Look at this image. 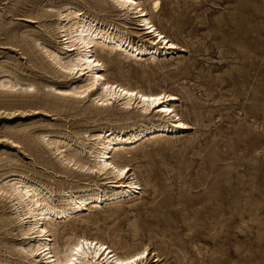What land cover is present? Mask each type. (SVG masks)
<instances>
[{
  "label": "rangeland",
  "instance_id": "374dc122",
  "mask_svg": "<svg viewBox=\"0 0 264 264\" xmlns=\"http://www.w3.org/2000/svg\"><path fill=\"white\" fill-rule=\"evenodd\" d=\"M160 1L157 11L148 0L140 7L176 48L154 57L92 50L109 81L173 94L187 127L122 149L113 160L138 194L53 218L47 237L55 250L80 236L120 255L147 248L142 264H264V0ZM65 6L150 45L113 0H0V76L18 83L0 86V264H44L28 251V219L8 183L38 185L55 203L61 190L109 186L108 175L65 158L84 161L97 130L167 120L119 100L95 103V86L71 94L85 75L46 53H71L57 28Z\"/></svg>",
  "mask_w": 264,
  "mask_h": 264
},
{
  "label": "bare ground",
  "instance_id": "6f19581e",
  "mask_svg": "<svg viewBox=\"0 0 264 264\" xmlns=\"http://www.w3.org/2000/svg\"><path fill=\"white\" fill-rule=\"evenodd\" d=\"M113 1L117 6L130 10L137 17L138 25L142 26L143 34H145V37L148 36L147 39L150 40V45L144 42L137 43L131 40L130 37L125 36L121 31L113 30L114 27L110 28L109 25L99 23L93 17L80 14L77 10L65 6L64 12L59 16L61 18H58L57 28L63 33L65 37L64 41H67V51L71 53L64 58L60 57L59 53L57 54L55 50L46 49V53L61 69L69 70V72L75 70L77 73L85 75L84 83L74 85L70 90V87L67 88L71 94L78 93L81 95V93H86L90 87L95 86V103L104 104L110 100H119L124 107L135 105L142 112L154 109L157 115L163 116L167 120L143 122L145 124L133 127L129 126L128 130H114L112 128L97 130L92 135L93 141L90 140L92 144L84 152V161L79 163V159L76 157L65 158L68 162L72 161L74 165L82 169L95 168L99 173L108 175L107 178L110 179L108 182L111 183L109 186H88L70 192L61 190L60 193H65V195L62 196L63 198L58 203H55L49 197L43 198L39 196L41 191L37 189L39 188L38 185L35 187L33 184H26L23 180H17L18 178L12 182L9 181L10 183L7 182L8 184L3 189L9 191V194L14 197L17 203L22 205V211L24 210L23 213L28 219L27 230L24 232V234H30V238H32V243L28 244V251L41 257L44 260V264L144 263V260L148 257H146L147 248H142L143 250L132 254L120 255L110 250L109 246L105 245L104 242L86 236L75 238L70 244H66L62 250H55L51 247L50 239L47 237L46 224H49V220L53 218L68 219L77 214V212L84 210L85 207L87 208L90 204L102 205L119 199L131 198L135 194H138L139 187L136 181L128 179V169L126 166L117 163L113 160V157L118 156L121 154L122 149L135 144L139 140L162 135L165 132H175L179 128L187 127L179 116L177 117V113L173 107V101L175 100L173 94L143 92L116 82H111L103 76L101 72L103 63L95 57L92 50L95 46H100V49H105V52L109 53L120 50L129 56L140 57L149 55L150 57H154L155 55L161 56L163 53L165 54L167 50L174 49L177 45L154 26L150 20L148 10L145 7H140L141 0ZM148 1L150 10L157 11L159 9L160 0ZM0 86L14 88L15 86L18 87V83L15 80H11L10 77L0 76ZM23 86L30 88L31 84L26 83ZM64 157L62 156V158ZM85 157L93 159L91 162H88L85 160Z\"/></svg>",
  "mask_w": 264,
  "mask_h": 264
}]
</instances>
